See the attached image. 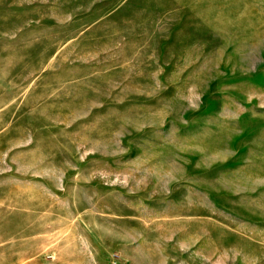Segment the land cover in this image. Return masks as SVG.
Returning a JSON list of instances; mask_svg holds the SVG:
<instances>
[{
  "label": "rangeland",
  "instance_id": "rangeland-1",
  "mask_svg": "<svg viewBox=\"0 0 264 264\" xmlns=\"http://www.w3.org/2000/svg\"><path fill=\"white\" fill-rule=\"evenodd\" d=\"M263 122L264 0H0V264H264Z\"/></svg>",
  "mask_w": 264,
  "mask_h": 264
},
{
  "label": "crops",
  "instance_id": "crops-1",
  "mask_svg": "<svg viewBox=\"0 0 264 264\" xmlns=\"http://www.w3.org/2000/svg\"><path fill=\"white\" fill-rule=\"evenodd\" d=\"M254 127L255 128L256 127L260 128L257 131V134H256L257 137H255V139H256L257 142L261 143V145H263V148H264V122L262 124H260V125H257V126L255 125ZM200 186H201V189L203 190V191L202 190L201 191L204 194L203 195L204 200L202 201V203H198V208H200V211H199L198 215L200 217L199 219L202 220L201 222H204V220H205V216L204 215H206V214H204V212L206 211L207 206H208L207 203H206L208 195H209V198H210V202H212V203H208V204L211 205V206H214V207L215 206L216 207H218V206H222V207L231 206V204L219 203V201H217L215 199V197L213 195H211L212 191H210V194L208 193V195H207V187H204L202 184H200ZM238 189L237 190L239 192H241V191L245 192V191L248 190L246 187H243V186L242 187L238 186ZM201 210L203 212H201Z\"/></svg>",
  "mask_w": 264,
  "mask_h": 264
}]
</instances>
